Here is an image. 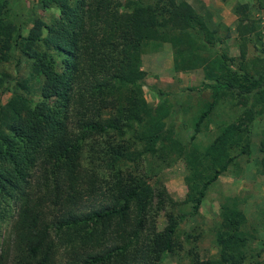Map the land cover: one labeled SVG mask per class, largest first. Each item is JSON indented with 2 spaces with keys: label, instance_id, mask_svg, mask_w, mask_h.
<instances>
[{
  "label": "trees",
  "instance_id": "obj_1",
  "mask_svg": "<svg viewBox=\"0 0 264 264\" xmlns=\"http://www.w3.org/2000/svg\"><path fill=\"white\" fill-rule=\"evenodd\" d=\"M49 1L59 15L34 17L23 34L9 0H0V65L17 46L31 57L29 76L0 103V219L15 205L0 264H54L60 251L66 264H158L175 249L177 200L160 178L119 164L146 154L184 155V201L197 211L209 185L251 151L252 124L264 115V62L258 63L264 59L246 62L247 45L263 32L248 4L237 3L240 54L234 60L216 47L229 32L220 35L188 0ZM153 39L170 42L175 70L203 71L196 90L208 88L211 98L192 138L224 98L241 107L211 142L187 149L166 133L167 118L193 87L157 88L161 103L147 102L141 56ZM30 77L40 80L37 90ZM10 78L0 67V93ZM161 212L166 222L159 228ZM246 220L235 202L223 203L215 228L220 257L203 261L195 251L185 264L259 263Z\"/></svg>",
  "mask_w": 264,
  "mask_h": 264
},
{
  "label": "rangeland",
  "instance_id": "obj_2",
  "mask_svg": "<svg viewBox=\"0 0 264 264\" xmlns=\"http://www.w3.org/2000/svg\"><path fill=\"white\" fill-rule=\"evenodd\" d=\"M124 4L126 0H118ZM196 10L201 13L211 27H217L218 33L229 36L224 38L217 48L225 49L229 55L237 60L239 57V41L237 37V3L246 2L248 12L258 28L263 32L257 40L253 35L247 45L246 62L258 61L260 56L264 59V0H188ZM8 12L18 25L19 31L26 34L34 17H41L49 21L59 15L58 8L49 0H9ZM16 35V34H15ZM236 62V61H235ZM264 60L258 61L259 64ZM31 57L20 51L19 46L11 50L8 60L0 65L10 73L8 89L0 93V103L15 89L16 81L30 74ZM141 67L145 70L143 94L150 105L161 103V98L156 91L178 92L186 89L181 100L180 111L167 118L166 133L185 145L187 149L192 142L205 145L213 140L219 126L236 118L241 107L233 105L229 98H224L215 107L208 120L201 123V129L194 133V125L205 101L211 98L210 90L204 88L196 90L205 80L201 68L190 70H175L173 67V51L170 42L150 40L145 46L141 56ZM40 80L29 78V84L36 90ZM20 89V87H18ZM112 132V131H111ZM124 136L131 140V131H126ZM119 138V137H118ZM264 115L257 117L252 124L251 151L240 154L235 162L209 185L202 203L194 211L190 202H185L186 193L185 175L188 171L184 155L172 151L168 156L160 154H146L137 162L122 161L119 166L126 170L136 169L153 175L152 180L160 178L170 194L177 200L175 212L180 215V222L175 232L176 245L174 251L166 252L158 264H185L196 251L203 261L218 259L219 246L215 240V228L220 221L221 205L225 202H235L246 214L247 220L244 229L250 233L249 245L255 253L260 250V255L255 256L259 263L264 264ZM139 146V144H136ZM15 205L0 219V244L2 239H9L15 219ZM165 216L158 215V227L165 224ZM54 264H66V255L63 251L57 254ZM251 264L252 263L251 261Z\"/></svg>",
  "mask_w": 264,
  "mask_h": 264
}]
</instances>
